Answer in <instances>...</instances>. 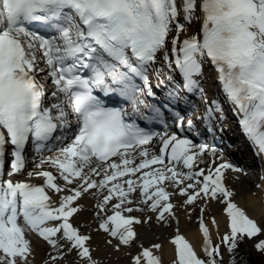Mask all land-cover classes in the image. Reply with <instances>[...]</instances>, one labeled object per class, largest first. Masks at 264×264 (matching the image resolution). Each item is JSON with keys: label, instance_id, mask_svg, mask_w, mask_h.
Instances as JSON below:
<instances>
[{"label": "snow or ice", "instance_id": "1", "mask_svg": "<svg viewBox=\"0 0 264 264\" xmlns=\"http://www.w3.org/2000/svg\"><path fill=\"white\" fill-rule=\"evenodd\" d=\"M206 69L264 153V0H0V264H36L41 247L40 264H106L101 240L127 264H163L162 240H138L153 220L174 227L169 264H246L248 240L264 253V211L251 215L228 181L243 169L177 110L203 98L197 119L222 123ZM254 188L264 205V183Z\"/></svg>", "mask_w": 264, "mask_h": 264}, {"label": "bare ground", "instance_id": "2", "mask_svg": "<svg viewBox=\"0 0 264 264\" xmlns=\"http://www.w3.org/2000/svg\"><path fill=\"white\" fill-rule=\"evenodd\" d=\"M202 14H200V19L202 20ZM189 30L194 31L195 28H189ZM183 35V34H182ZM219 155V153H218ZM233 157V162L234 164L238 165L241 169H243V172H228L227 173V177H228V181L229 183L233 184L237 189H240L241 191L239 192V194L235 197V199L237 200V202L241 205V206H248V210L249 213L253 216H256L258 219H261V212L264 211V205L261 204L260 199L258 197V195L256 194L258 192L257 189L254 188V185L256 183H258L259 180H255L253 175H256L258 173L263 172L264 173V168H257L255 169V165H253V163L251 162V165L254 166V168L252 169L251 173H246L245 174V170L248 171L249 169V165L247 164L246 166H244L242 164V161L240 162V160L236 157L235 154L231 155ZM225 159H227L225 157ZM264 165V164H263ZM258 176V175H257ZM238 177V179H237ZM26 178V177H25ZM261 181V180H260ZM264 183V181L262 182ZM180 199L179 197H173V200H177ZM81 203L83 204V210L80 212V214L78 216L75 217L76 221L81 222V220H91L92 218V206L95 203V200L91 197L87 198L85 197ZM196 211V215H198V209H194V212ZM210 211H216V206L213 205V208L210 209ZM139 215L140 213H134ZM177 215L180 217V231L183 232L186 237L194 244V245H199L200 243V234L197 230V226L194 222H189L187 220V213L183 208H177ZM216 215H217V220L219 221V225H220V231L224 230L225 228V222H224V217L222 215H220V213L218 211H216ZM194 219V217H193ZM152 222H155V220H153ZM150 222V223H152ZM149 222H145V224H141V225H137V229L139 230V237H141L143 239V242H149L151 241H156L151 237L149 240H146V236H143L142 232L144 227H146V225L150 224ZM152 224H157L152 223ZM173 224H175V222H173ZM162 231L159 232V238L160 240H162L164 242V247L162 249V256L164 258H171L173 255L172 252V246L170 244V242L168 241V232H172L174 231V227L171 229H167V228H161ZM213 234L215 237V229H213ZM99 237H95L94 236V243L99 240ZM101 243V248H100V252L99 255L101 257V259H103L106 264H110V262H113L114 256L117 255L116 260H118V264H123L127 262V259L124 258L123 256H121L120 253L117 252H111V255L107 254V256H105L106 254H104L105 252H109L112 251L110 248H108V250L105 251V246H103L102 240L100 241ZM171 250V251H170ZM44 254V250L43 248H39L37 250V257H36V264H40V260L43 257ZM123 262V263H122ZM127 264V263H126Z\"/></svg>", "mask_w": 264, "mask_h": 264}, {"label": "rangeland", "instance_id": "3", "mask_svg": "<svg viewBox=\"0 0 264 264\" xmlns=\"http://www.w3.org/2000/svg\"><path fill=\"white\" fill-rule=\"evenodd\" d=\"M196 28V27H195ZM145 229V230H144ZM143 231H147L145 234H143V236H146V240H149L151 237H154L153 239H157V236L159 237V232L162 231L161 229V226L158 225V224H154L152 225L151 227H147V228H144ZM168 234V233H167ZM216 238V237H215ZM149 242H153V241H149ZM111 249V248H110ZM245 249H248L247 252L249 254H254V253H261L259 251H257L254 246H253V241L251 240H248L245 242ZM105 250H108V249H105ZM108 252V251H107ZM107 252H105L104 254H106ZM261 254H264V253H261ZM115 258H117V255L114 256ZM119 260V259H118ZM118 260H116V262H118ZM123 263V262H122ZM127 263V262H126ZM126 263H123V264H126Z\"/></svg>", "mask_w": 264, "mask_h": 264}]
</instances>
